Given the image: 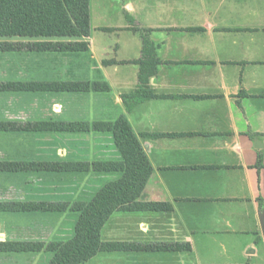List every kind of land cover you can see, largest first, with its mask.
Listing matches in <instances>:
<instances>
[{"label": "crops", "instance_id": "crops-1", "mask_svg": "<svg viewBox=\"0 0 264 264\" xmlns=\"http://www.w3.org/2000/svg\"><path fill=\"white\" fill-rule=\"evenodd\" d=\"M89 50L0 51V82L100 81L109 90L0 91V122L127 117L153 166L141 197L163 211H116L103 241L189 250L102 251L82 264H264V0H90ZM144 39L156 96L134 104ZM120 161L112 132L0 130V161ZM120 172L0 171V202L90 201ZM79 213L0 210V242L67 241ZM53 254L0 251V264Z\"/></svg>", "mask_w": 264, "mask_h": 264}, {"label": "trees", "instance_id": "trees-1", "mask_svg": "<svg viewBox=\"0 0 264 264\" xmlns=\"http://www.w3.org/2000/svg\"><path fill=\"white\" fill-rule=\"evenodd\" d=\"M91 32L90 0H0V51H62L89 50L83 38ZM22 37L28 40H6ZM144 58L140 61L141 85L123 95L127 108L155 97L148 89L150 78L156 74L159 60L153 44L144 39ZM107 82L92 81H7L0 82V91H101L109 90ZM0 130L35 132H86L90 130L113 133L122 154L120 161H0V171H97L120 172L121 177L103 186L90 201H4L0 210L67 211L79 213L75 235L67 241L0 242V251L52 252L49 264H82L102 251L127 250H189V244H138L121 241L105 242L101 231L116 211H163L171 206L165 202H143L141 197L151 178L153 166L134 132L130 121L121 116L115 121H57L43 120L26 123L2 121Z\"/></svg>", "mask_w": 264, "mask_h": 264}, {"label": "rangeland", "instance_id": "rangeland-1", "mask_svg": "<svg viewBox=\"0 0 264 264\" xmlns=\"http://www.w3.org/2000/svg\"><path fill=\"white\" fill-rule=\"evenodd\" d=\"M6 40H15V41H18V40H28V38L14 37V38H6Z\"/></svg>", "mask_w": 264, "mask_h": 264}, {"label": "water", "instance_id": "water-1", "mask_svg": "<svg viewBox=\"0 0 264 264\" xmlns=\"http://www.w3.org/2000/svg\"><path fill=\"white\" fill-rule=\"evenodd\" d=\"M260 220H261V226H262V228H264V225H263V215L260 216Z\"/></svg>", "mask_w": 264, "mask_h": 264}]
</instances>
